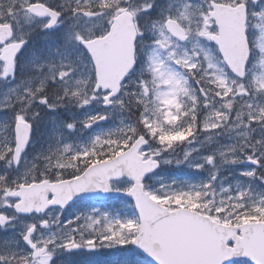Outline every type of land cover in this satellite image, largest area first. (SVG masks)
<instances>
[{"label": "snow or ice", "instance_id": "obj_1", "mask_svg": "<svg viewBox=\"0 0 264 264\" xmlns=\"http://www.w3.org/2000/svg\"><path fill=\"white\" fill-rule=\"evenodd\" d=\"M0 264H264V0H0Z\"/></svg>", "mask_w": 264, "mask_h": 264}, {"label": "rangeland", "instance_id": "obj_2", "mask_svg": "<svg viewBox=\"0 0 264 264\" xmlns=\"http://www.w3.org/2000/svg\"><path fill=\"white\" fill-rule=\"evenodd\" d=\"M82 258H83V259H87V257H84V256H82ZM77 259H78V257H77Z\"/></svg>", "mask_w": 264, "mask_h": 264}]
</instances>
